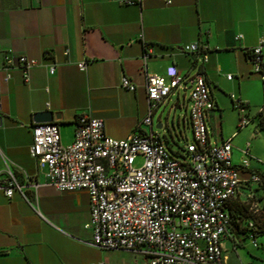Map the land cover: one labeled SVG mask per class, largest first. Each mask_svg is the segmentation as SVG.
Here are the masks:
<instances>
[{
  "label": "crops",
  "instance_id": "1",
  "mask_svg": "<svg viewBox=\"0 0 264 264\" xmlns=\"http://www.w3.org/2000/svg\"><path fill=\"white\" fill-rule=\"evenodd\" d=\"M126 1L0 0V169L5 164L14 168L25 185V196L14 192L7 197L0 191V264H147L141 253L128 250H115L107 260L85 227L88 192H60L45 183L30 154L36 113H51L62 144L71 142L74 122L82 114L102 119L105 133L116 139L139 131L162 141L158 129L170 134L174 129L187 140L186 131H192L188 92L181 88L155 106L150 124L142 123L148 112L146 75L165 74L174 65L182 76L200 73L206 80L214 102L207 117L210 142L230 138L232 143L249 123L264 129V80L247 57L248 49L264 42V0ZM194 42L204 48L206 61L200 52L181 49ZM146 45L150 52L144 58ZM7 51L37 60L28 82L19 68L2 69ZM81 61L86 62L84 71L77 65ZM123 77L134 90L122 86ZM236 99L245 104L250 121L241 129L233 124V130V125L225 127L223 112L235 109L239 120ZM245 132L249 137L255 133ZM250 146L245 154L244 147L232 144V162L248 163L241 180L251 172L264 174L252 161ZM25 177L39 186L26 185ZM250 190L264 207V186L257 183H242L237 200ZM243 240L238 234L224 242L223 264L229 259L228 242L236 250Z\"/></svg>",
  "mask_w": 264,
  "mask_h": 264
},
{
  "label": "built area",
  "instance_id": "2",
  "mask_svg": "<svg viewBox=\"0 0 264 264\" xmlns=\"http://www.w3.org/2000/svg\"><path fill=\"white\" fill-rule=\"evenodd\" d=\"M181 49L200 52L203 61L207 60L204 48L196 42ZM148 52L146 45L144 58ZM247 57L252 71L264 80V42L248 49ZM37 64L34 58L7 51L1 67L19 68L28 82L29 71ZM77 65L81 71L86 68L85 61ZM49 72H54L53 66ZM122 86L134 90L127 77L122 78ZM180 88L188 92L192 130V140L185 143L181 158L173 157L157 134L138 131L116 139L105 133L102 119L88 114L76 118L73 138L67 144L61 143L56 122H33L30 154L43 170L46 184L60 192H88L90 215L85 227L90 229L95 247L139 252L147 264H223L224 242L230 236L226 205L242 183H258L261 177L253 174L241 180L240 172L248 163L246 159L240 165L232 162L230 138L210 142L207 117L214 102L200 73L182 76L170 65L165 74L146 75L148 112L142 123L150 124L155 106ZM235 108L241 129L250 118L241 100H235ZM263 110L264 105L260 113ZM243 152H249V143ZM138 155L142 163L134 166ZM16 172L7 164L0 169V191L7 197L14 192L25 196V185ZM25 180L34 189L39 186L35 179ZM253 195L250 191L247 197ZM257 205L252 208L257 210ZM250 239L257 246L252 235Z\"/></svg>",
  "mask_w": 264,
  "mask_h": 264
},
{
  "label": "rangeland",
  "instance_id": "3",
  "mask_svg": "<svg viewBox=\"0 0 264 264\" xmlns=\"http://www.w3.org/2000/svg\"><path fill=\"white\" fill-rule=\"evenodd\" d=\"M173 100H176V96L173 97ZM238 117V113L235 109H231V111L224 110L223 123L225 124V127L227 128L228 126L233 124L237 125L239 122ZM235 125H233V130L236 129L234 128ZM248 130L249 132L255 131L252 137H249V134L251 133L245 132ZM241 132L242 133H239L233 139L232 144L245 148L246 143L249 142L251 144L250 156L253 158L252 161H255L254 163H257L259 170L261 172H264V129L260 128L258 130H255L254 123H249L246 127L243 128ZM158 133L161 135L162 142L168 150L171 145L173 151H169L175 158L182 157V154H184L183 147L185 143L192 140V131L190 130L186 131L187 140L182 139L180 137V133H176L174 129L173 134H170L169 130L167 129H165V131H163L162 129H158ZM163 134L167 136L169 141H166V139L163 137ZM226 134L230 135L231 133ZM234 161L237 164L239 158H234ZM141 163L142 157L138 155L134 160V166H139ZM255 240L257 242V246H254L253 240L248 238L240 241V246H237L236 250H233L231 247L232 243L228 242L229 259L226 261V264H264V232L261 235H258ZM103 251L107 253V260H109L111 255L115 253V250L110 249H103Z\"/></svg>",
  "mask_w": 264,
  "mask_h": 264
},
{
  "label": "trees",
  "instance_id": "4",
  "mask_svg": "<svg viewBox=\"0 0 264 264\" xmlns=\"http://www.w3.org/2000/svg\"><path fill=\"white\" fill-rule=\"evenodd\" d=\"M253 174L260 175L261 181L257 184L264 186V174L251 172L249 175ZM244 184L246 185L250 183L247 182ZM253 196V198H248L246 196L244 200L239 201L237 200L236 195L228 201L226 209L230 218L229 239L234 238L238 234L242 235L245 239L250 238V235H252L253 238H256L264 232V207L259 206L258 204L256 208L257 210H254L255 208H252L253 204L256 202L258 203L260 199L257 198L255 194Z\"/></svg>",
  "mask_w": 264,
  "mask_h": 264
},
{
  "label": "water",
  "instance_id": "5",
  "mask_svg": "<svg viewBox=\"0 0 264 264\" xmlns=\"http://www.w3.org/2000/svg\"><path fill=\"white\" fill-rule=\"evenodd\" d=\"M1 120H2V117L0 115V124H1ZM33 121L36 123L52 122V115L48 111L36 113L33 116Z\"/></svg>",
  "mask_w": 264,
  "mask_h": 264
}]
</instances>
